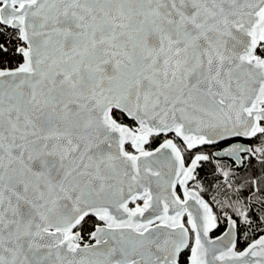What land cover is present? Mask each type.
I'll list each match as a JSON object with an SVG mask.
<instances>
[{"label":"snow or ice","instance_id":"6c2138e0","mask_svg":"<svg viewBox=\"0 0 264 264\" xmlns=\"http://www.w3.org/2000/svg\"><path fill=\"white\" fill-rule=\"evenodd\" d=\"M0 264H264V0H0Z\"/></svg>","mask_w":264,"mask_h":264}]
</instances>
